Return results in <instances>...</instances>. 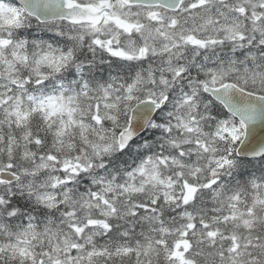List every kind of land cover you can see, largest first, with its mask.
I'll use <instances>...</instances> for the list:
<instances>
[{
    "label": "snow or ice",
    "instance_id": "obj_1",
    "mask_svg": "<svg viewBox=\"0 0 264 264\" xmlns=\"http://www.w3.org/2000/svg\"><path fill=\"white\" fill-rule=\"evenodd\" d=\"M0 264H264V0H0Z\"/></svg>",
    "mask_w": 264,
    "mask_h": 264
}]
</instances>
